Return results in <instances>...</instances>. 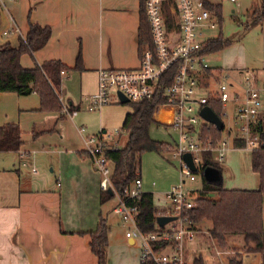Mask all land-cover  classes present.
Instances as JSON below:
<instances>
[{
	"label": "crops",
	"instance_id": "1",
	"mask_svg": "<svg viewBox=\"0 0 264 264\" xmlns=\"http://www.w3.org/2000/svg\"><path fill=\"white\" fill-rule=\"evenodd\" d=\"M139 6L140 0H0V45L10 42L18 46L29 22L50 27L46 44L29 56L32 59L28 62L23 55L22 66L34 67L57 59L72 67L80 54L83 67L77 71L79 100H73L68 91L66 79L70 73L66 79L65 74L61 76L64 80L59 97L67 102L62 103L73 106L76 113L72 117L60 111L40 113L38 106L32 107L24 98L28 95L0 92V126L17 124L23 141L17 151L0 152V264H98L90 250L89 232L95 229L99 214L108 225L106 264H140V248L126 238V227L114 211L117 199L114 197L115 203L107 211L102 210L100 175L83 145V136L102 131L111 135L109 146L120 147V136L114 137L115 133L107 129L115 128L116 132L130 108H116L118 113L113 115L116 103L112 101L97 111H88L84 97L96 92L99 68L130 69L139 65ZM4 31L8 34L4 35ZM239 69L242 68L231 70ZM156 117L163 119L166 114ZM68 125L76 132L78 126H83L85 132H77L75 140L67 138L64 128ZM31 152L45 158L49 173H39ZM139 176L143 192H150L155 208L165 211L170 206L168 188L162 193L151 188L155 183H146L142 178L141 163ZM156 201L162 209L157 208ZM199 224L203 232L211 226L209 220ZM195 230L188 239L187 251L204 239ZM242 256L244 264H261L259 253ZM227 258L222 260L224 264H229Z\"/></svg>",
	"mask_w": 264,
	"mask_h": 264
},
{
	"label": "built area",
	"instance_id": "2",
	"mask_svg": "<svg viewBox=\"0 0 264 264\" xmlns=\"http://www.w3.org/2000/svg\"><path fill=\"white\" fill-rule=\"evenodd\" d=\"M151 35V48L145 47L139 55L136 68H99L96 92L84 97L88 111H97L112 102L110 89H114L128 102H151L162 99L153 112V118L175 131L171 157L178 162L180 181L166 192L170 206L164 215L176 216L169 228L161 232H143L138 227L136 205H127L126 200L115 194L111 180V163L106 157L111 135L98 132L83 136L84 153L90 158L100 175L101 191L112 190L117 199L114 211L126 227L125 236L140 245V262L152 264H189L187 242L193 230L187 227L186 210L195 205L194 197L185 190L186 181H194L202 163L203 153L215 154L222 161L228 146L253 150L264 147V68H247L233 72L209 62L206 53V36L209 30L219 26L217 8L228 1L239 0H142ZM17 31V30H16ZM4 35L8 31L3 32ZM61 74H65L61 71ZM163 88V90L161 89ZM62 102L61 98L59 97ZM208 106L222 123L218 139L202 140L204 126L214 124L200 115ZM68 104L62 103V112L75 115ZM158 112L166 114L159 119ZM157 114V115H156ZM156 115V116H155ZM79 134L83 126L76 128ZM117 131V130H116ZM241 142L242 147L234 146ZM190 153L197 171H192L183 160ZM143 182L135 178L125 189L127 199H138L143 192ZM158 228H160L157 225ZM221 250L216 254L221 255Z\"/></svg>",
	"mask_w": 264,
	"mask_h": 264
},
{
	"label": "trees",
	"instance_id": "3",
	"mask_svg": "<svg viewBox=\"0 0 264 264\" xmlns=\"http://www.w3.org/2000/svg\"><path fill=\"white\" fill-rule=\"evenodd\" d=\"M264 2V0H263ZM139 19L137 29L138 56L145 47L151 48V35L148 20L145 14L143 1L140 0ZM218 24L222 22V7L217 8ZM264 20V5L252 14V23ZM49 26L29 22L23 37H19L18 46L10 42L0 45V92H14L18 95H29L35 92L39 99V110L42 112L62 111V102L59 99L61 86V71L82 70L80 54L72 67L57 59H50L35 64L34 67H24L20 63L23 55L33 56L50 38ZM231 40L222 34L206 42V53L212 54L225 49ZM163 90V88H161ZM162 99L151 102H128L130 110L125 113L121 130L127 135L123 147H110L105 154L111 163L110 180L115 194L123 197L127 205H136L138 209V227L143 232H161L156 217L164 215V211L155 208L152 194L142 192L138 199H127L125 189L133 180L139 177L140 158L144 152L165 153L170 152V144L154 139L150 134V126L159 124L153 118V112ZM73 110L72 105H68ZM202 140L218 139L221 130L212 126H204L201 130ZM21 131L17 124L6 123L0 126V152L17 151L22 145ZM242 143L235 141L234 146L242 147ZM251 169L258 174L259 184L253 189L227 188L207 183L202 175L207 166L220 170L213 161L211 153H203L202 163L197 174L201 178V188L194 197L195 205L183 213L187 217V227L196 229V225L209 220L211 226L209 236L218 246L229 247L227 239L231 236H241L244 253H259L261 264H264V147L253 150L250 157ZM115 194L108 190L101 191L99 202L105 204L113 199ZM213 195V197L211 196ZM89 246L91 252L97 257L98 264H106V247L108 225L104 217L99 219L93 231L89 232ZM229 264H244L243 256L228 257ZM140 264H152L150 262ZM190 264H206L201 253L191 258Z\"/></svg>",
	"mask_w": 264,
	"mask_h": 264
},
{
	"label": "rangeland",
	"instance_id": "4",
	"mask_svg": "<svg viewBox=\"0 0 264 264\" xmlns=\"http://www.w3.org/2000/svg\"><path fill=\"white\" fill-rule=\"evenodd\" d=\"M262 3L264 5L263 0H239L236 3L225 1L222 3V22L217 28L209 30L206 33V36L209 38H215L218 34H222L225 38L231 40V44L225 49L212 53L209 56V62L211 65L228 69L227 71L233 72V74H235V71L231 69H252L264 66V21L260 23H252L253 10L260 8ZM232 8L235 9V12H231ZM23 59L24 61H27L32 58L25 55ZM77 71L78 70L65 72L64 77L66 79L67 75L70 73L69 78L66 79V84L69 87L68 91L72 95L73 100H79L80 97V81ZM61 76H64V74H61ZM64 78L62 79V82ZM114 92L115 90L113 88L109 90L111 100L117 104H114L115 106L109 105L115 107L111 110L113 115L118 113V109L116 108L126 107L127 110L129 109L128 104H121L115 100V96H113ZM24 98H26L32 107L38 106L37 109L39 108V99L35 92ZM61 100L62 102L67 103L63 96H61ZM38 112L44 113L39 109ZM114 129L115 128H108L107 130L113 132V134L115 133L114 137L120 136L121 140L118 145L120 147L125 146L127 135L122 132L121 126L116 127V132ZM64 131L67 138L75 140V136L78 137L77 132L69 125L68 128H64ZM150 134L154 139L173 146L172 139L175 137V131L171 127H165L154 123L150 126ZM49 145L52 148L56 147L51 142H49ZM28 149L32 151L31 148ZM31 156L36 160L34 167L39 173H49L50 167L46 164L47 162L45 158L33 154L32 152ZM250 157L251 152L249 150L237 149L231 145L228 146V150L225 152L222 161L218 162L216 155H212L213 161L216 162L220 168V177L224 187L239 189H253L258 187L259 177L258 174L251 169ZM140 163L142 178L146 183L154 181L155 186L150 187L157 189L159 193H162L167 188L169 189L172 185L177 184L180 181L178 162L177 160L172 159L171 152H144L141 155ZM196 177L197 178L194 181H186L184 185L185 190L189 192L191 197H195L198 190L201 188L200 175L196 174ZM211 196L213 197V195ZM157 202L158 201H156V203ZM113 203H115V198L103 204L102 210L104 212L107 211ZM159 204L161 205V203L158 202L157 208L162 209ZM171 224L172 222L167 223L166 227L169 228ZM195 227V231L204 235V239L198 241L199 243L194 249L188 250V262L190 257L192 258L199 253L203 254L206 264H224L225 261L223 262L222 260L226 257L244 254L241 236L229 237L227 239L230 244L229 247L218 246L213 242L208 231L203 232L205 230L202 228V225L198 223ZM135 244L140 248L138 241H136ZM217 250H221L224 253L217 255ZM224 254H226V257H224ZM214 256L217 257L218 263L214 260Z\"/></svg>",
	"mask_w": 264,
	"mask_h": 264
},
{
	"label": "water",
	"instance_id": "5",
	"mask_svg": "<svg viewBox=\"0 0 264 264\" xmlns=\"http://www.w3.org/2000/svg\"><path fill=\"white\" fill-rule=\"evenodd\" d=\"M118 98L121 104L128 103V99L120 92L117 93ZM200 115L204 117L207 121L214 124L219 130L222 128V123L218 116L211 110L210 107L204 106L201 111ZM183 160L189 166V168L196 172L197 168L193 162L192 155L190 153H185L183 155ZM203 178L207 183L220 185L222 183V179L220 177V170L207 166L203 169L202 172ZM110 194H112V190H108ZM176 219V216H168V215H159L156 217V223L159 227L165 226L167 223H170Z\"/></svg>",
	"mask_w": 264,
	"mask_h": 264
},
{
	"label": "bare ground",
	"instance_id": "6",
	"mask_svg": "<svg viewBox=\"0 0 264 264\" xmlns=\"http://www.w3.org/2000/svg\"><path fill=\"white\" fill-rule=\"evenodd\" d=\"M162 117V116H161Z\"/></svg>",
	"mask_w": 264,
	"mask_h": 264
}]
</instances>
